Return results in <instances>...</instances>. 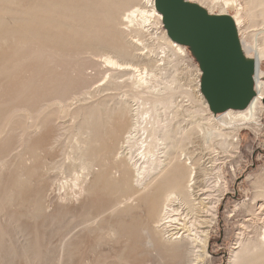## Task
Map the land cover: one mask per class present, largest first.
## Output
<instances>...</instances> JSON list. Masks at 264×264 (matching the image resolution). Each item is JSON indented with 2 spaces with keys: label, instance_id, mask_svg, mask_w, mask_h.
I'll return each instance as SVG.
<instances>
[{
  "label": "rangeland",
  "instance_id": "1",
  "mask_svg": "<svg viewBox=\"0 0 264 264\" xmlns=\"http://www.w3.org/2000/svg\"><path fill=\"white\" fill-rule=\"evenodd\" d=\"M121 1L60 0L53 4L0 0V60L4 63L0 70V264H57L61 238L77 221L84 225L65 239L67 255L63 264H139L142 255L122 259V251H114V212L107 210L114 202L98 201L99 193L90 191L80 202L79 208L84 207L79 211L65 208L51 213L37 204L36 192L39 187L52 186L56 175L50 177L47 172L59 161L63 163L58 166V178L88 174L86 184H93V176L106 169L108 180L114 181V160L108 158V164L101 165L97 153L91 152L100 139L102 150L110 146L104 121L109 124L115 119L114 105L116 100L123 99L122 94H126L127 110L130 104L131 109L142 113L152 102L163 101L167 98L163 90L172 74L180 88L173 92L171 105L159 104L158 113L163 117L174 110L180 113L173 123L177 129L188 131L182 144L193 150L199 165L207 163L212 170L208 180L203 179L202 170L197 173V181L207 182L200 188L211 190L213 185L214 200L222 194L216 191L223 186L215 183L218 174L226 183L215 222L206 228L209 256L202 264H227L240 224L254 213L252 202L261 197L264 186V110L255 124L236 126V151L229 150L231 140L219 131H212L205 138L203 127L194 122L188 109L192 100H198L196 84L201 80L196 55L190 46H185V53L170 48L162 36L163 23L135 21L127 29L126 11L115 21ZM186 1L202 6L211 15L240 13V40L264 46V5L249 0ZM124 43L135 48V65L146 77L142 84L137 83L134 68L123 76L122 71L103 63L106 55L122 61L112 46ZM243 51L247 56L244 48ZM148 58L153 60L152 67L145 65ZM260 70L264 76V57ZM98 84L102 86L95 87ZM86 92L91 93L92 99L81 101ZM93 104L100 125L96 123L91 130V137L95 138L88 144L90 151L85 156L83 140L88 112L81 107ZM140 121L146 124L145 115ZM212 123L215 128L222 121ZM121 142L122 136L114 144L115 151ZM49 159L51 164L46 163ZM207 194L209 191L201 196ZM139 206L123 215L126 229L132 231V237L127 233L120 237L119 244L123 246L131 243L133 235V241L141 242L136 239L142 235L141 228L134 224L141 216L146 227L152 225L151 218L146 217L145 204ZM93 217L97 220L91 221ZM124 253L128 254V250ZM170 261L171 257L163 253L157 259L158 264Z\"/></svg>",
  "mask_w": 264,
  "mask_h": 264
},
{
  "label": "bare ground",
  "instance_id": "2",
  "mask_svg": "<svg viewBox=\"0 0 264 264\" xmlns=\"http://www.w3.org/2000/svg\"><path fill=\"white\" fill-rule=\"evenodd\" d=\"M36 1L51 2L53 4L60 2V0ZM249 2L257 3L260 6L264 5V0H249ZM118 10L120 11L117 12V17H114L115 21H118L121 12L126 11V21L124 22L127 29L135 21L145 23L154 20V23H163L162 14L156 9L155 0H122ZM216 15H226L231 18L242 55L245 60L253 62V89L255 93L244 108H228L217 114L210 110L200 90L199 81L196 84L199 86L198 100H192V105L188 106V109H191L189 116L195 119V123L203 127L205 138L210 136L212 131H219L221 135L231 140L229 150L236 151V146H234L238 140V128L236 126L239 124H255L257 116L264 110V80H262L264 76H262L260 70L261 60L264 57V46L257 47L240 40L238 35L239 24L242 21L240 13L234 16L228 14ZM1 29L2 25L0 24V31ZM166 35L167 31L165 29L162 36L168 41L170 48L185 53L184 45L171 40ZM131 44L133 45L132 41ZM131 44L124 43V45L112 46L120 55L122 61H118L110 55H106L102 60L106 67L122 71L123 76L128 74L131 68H134L137 72V83L142 84L145 82L146 77L142 76L141 69L134 62L136 57L133 51L135 48L131 47ZM243 48L246 50L247 56ZM2 60L1 58L0 70L4 66ZM145 62L146 67L153 66L151 58L146 59ZM199 72L201 73L200 69ZM170 76L169 83L163 90L167 94V98L164 97L163 101L152 102L150 107L142 113L136 109H131L130 104L127 110L126 105L128 104L124 98L126 94H122L123 99L121 101L116 100L114 105L116 110L115 119L109 121V124L106 123V120L104 121L103 124L108 127L105 138L110 146H107L104 152L105 149L102 150V140L100 139L97 140V144L91 152L97 153V159L101 165L103 162L108 164V158L114 160L113 164L117 172L114 181L108 180L106 169H100L93 176V184H86L88 174L71 178L72 180L66 179V177L58 178V166L63 163L59 161L57 164L51 165L47 172L50 177L56 175V180L53 181L52 186L39 187L35 200L40 207L51 213L59 212L65 208L79 211L84 207L83 205L79 208V204L88 195V192L97 191L100 196L98 201L107 199L112 203L114 202L110 207H107V210L114 212L112 235L116 237L117 241L114 244L116 247L114 251H122V259L137 258L142 255L139 264H158V256L163 253V255L171 257V261L167 264H202L209 256L207 252L209 229L206 228L215 222L221 195L225 194L226 191V183L224 177L218 174L215 183L217 186L221 184L223 186L222 189L218 188L216 191L222 194L214 200H212L213 185L210 186L211 190L200 188V186H203L202 183L207 182L197 181V173L202 170V175L205 176L203 179L208 180L212 170L207 168V163L199 165L197 159L193 158V150H187L188 147L182 144V138L186 139V135H188L186 132L188 133V131H185L182 127L177 129L173 123V119L180 113L174 110L165 117H163V114L158 113L159 104L168 103L171 105L173 92L180 88L176 83L175 74ZM99 86H102V84L95 87ZM86 94V97L82 98L81 101L92 99L90 92H86ZM81 108H85L84 111L88 112L83 140V154L87 156L90 151L88 144L95 138L91 137V130L94 129L95 125H100V122L98 116L96 117L94 113L96 110L94 104ZM105 111V108H103L102 113L105 114ZM143 115H145L146 124H142L140 121ZM213 120L222 121V123L214 128ZM226 129H234V132L223 131ZM190 135L189 142L191 141ZM121 136L120 148L115 151L114 144L119 141ZM178 138L180 139L178 140ZM44 148L46 149V146ZM50 161L51 159L46 163L51 164ZM83 169L86 170V166ZM206 191H209V194H207V197H202L201 195ZM101 192H104L105 195H101ZM107 195H110L109 198ZM260 195V198L252 202L254 213L251 214L250 218L244 219L239 226V232L231 247L227 264H264V186ZM141 203L142 205L145 204L146 217L151 218L152 225L146 227L144 217L141 216L139 222H134L136 226L141 228L142 235L140 238L136 237L141 242L133 241V235L131 243L123 246L119 244L123 234L127 233L128 236L132 237L131 229H126L127 224L123 221V215L133 211L134 207H140ZM97 217H93L91 221H96ZM83 223L75 222L69 233L61 238L62 243L58 247L57 264H63V258L67 255L65 239L72 233L80 231L82 229L81 225H84ZM125 250H128V254L124 253Z\"/></svg>",
  "mask_w": 264,
  "mask_h": 264
},
{
  "label": "water",
  "instance_id": "3",
  "mask_svg": "<svg viewBox=\"0 0 264 264\" xmlns=\"http://www.w3.org/2000/svg\"><path fill=\"white\" fill-rule=\"evenodd\" d=\"M155 6L169 38L196 55L200 90L210 110L244 108L255 93L254 64L244 59L231 18L211 15L186 0H155Z\"/></svg>",
  "mask_w": 264,
  "mask_h": 264
}]
</instances>
